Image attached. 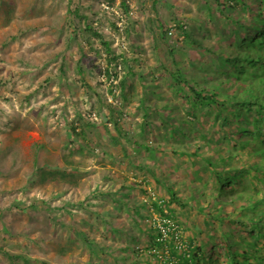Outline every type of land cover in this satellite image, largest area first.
<instances>
[{"label": "rangeland", "instance_id": "374dc122", "mask_svg": "<svg viewBox=\"0 0 264 264\" xmlns=\"http://www.w3.org/2000/svg\"><path fill=\"white\" fill-rule=\"evenodd\" d=\"M104 2L108 0H0V264H86L91 257L86 242L94 241L107 251L114 240L108 229L116 221L97 214L113 204L109 192L116 193L123 184L130 186L127 181L135 178L154 197L164 195L151 176L136 167L137 161H144L142 156L151 161L153 174L173 186L177 194L185 191L180 181L192 186L186 179L189 173L180 167L205 169L202 158L192 156V144L201 132L178 119L179 114H186L185 101L169 78L158 73L157 57H139L136 74H127V82L135 84L133 91H121V82L117 90L110 80L102 81L99 71L112 68L109 62L120 52L114 38L117 34L113 35L115 17L102 9ZM216 4L215 0L113 3L122 10L136 11L139 17V31L134 36L130 27L135 22L128 20L126 47L136 49L134 41H139L149 51L161 40L157 34L162 28L175 22L189 26L192 13L203 14L206 7ZM236 10L228 15H241ZM220 16L216 13L213 18ZM202 59L208 66L209 56L201 55ZM129 64L133 68L134 62ZM125 65L128 63H123V77ZM148 86L159 95L149 98ZM191 88L185 85L187 93ZM140 92L145 95L140 97ZM166 92L168 96L160 97ZM143 102L152 104H148L151 114L147 113V119ZM171 117L177 128L190 132L189 157L172 155L169 150L174 146V151H185L187 144L181 135L177 139L170 135ZM120 126L127 138L118 142ZM134 141L151 147L153 155L135 148ZM126 152L129 154L123 157ZM210 154L206 148L204 156ZM51 165L58 166L67 183L55 182L51 175L45 180L38 176L41 167L48 170ZM72 181L76 185H70ZM134 193L139 202L147 200L143 201L148 209L144 214H149L153 201L139 190ZM118 215L115 219L127 229L130 220L125 214ZM139 223L147 226L144 219ZM136 235L143 247L149 245L144 228ZM122 238L127 237L123 234ZM17 255L21 257L15 258ZM104 261L98 254L87 264Z\"/></svg>", "mask_w": 264, "mask_h": 264}, {"label": "clouds", "instance_id": "9594fccd", "mask_svg": "<svg viewBox=\"0 0 264 264\" xmlns=\"http://www.w3.org/2000/svg\"><path fill=\"white\" fill-rule=\"evenodd\" d=\"M101 5L102 9L106 11L107 14H111L115 17L113 19L115 23V31L113 35L117 34V36L114 38L117 42V46L119 45L118 48L120 51L119 54L115 56L116 60L112 61V63L115 62L117 65V70L113 71L112 69L109 76L106 74L107 68H102V73H100L101 70L99 71L102 81L104 82L105 80H110L109 84L113 83L116 86V89L117 85H119V82H121V91H124L123 88L128 89V91H133L135 89V84L127 82V74H131L132 76L136 74L134 67L140 64L142 60L139 57H146L148 54L153 55V57H157V60H159V66L157 69H160V72L158 73L162 77L169 78L174 87L178 89V92L182 94L185 101L184 109L186 114H179L178 119L181 120L182 123L189 124L190 126L191 124H198V126L202 127L205 131V137L201 138L200 136L198 141L192 144L195 147L192 156L195 158L201 157V162L205 166V169L203 172H201L199 169L191 171L186 167H180L181 170L187 171L189 173L187 174L186 179L190 180L192 183V186L187 187L183 181H180V184L185 187L183 194H177L174 187L169 186L165 180H161L157 177L159 181L158 184L156 183L155 178H152L154 183L157 186H160V188L163 190L164 195L158 199V197H154L152 194H149V192H147L148 190L146 189V196L148 194L147 198H150L153 201L150 203L151 212L146 215L144 214L148 211L147 206L145 205L142 208L143 211L140 212L142 214L141 219L139 220L137 218H133V221H135L137 224L139 221H143V219L145 220L147 226L143 228L149 233V245H145L143 247L139 242V239L133 238V235L130 233L124 234L127 238H122L126 224H122L120 220H117L116 222H111L112 226H110L108 230L112 235L113 231H118L120 238L114 239L111 244H108L107 251H105L104 248H102V245L99 244L98 246L94 247L95 249L88 246L87 248L91 254L89 260L98 255V252L100 251L103 252L104 255L108 254L113 257V264H131L132 262H136L139 258L133 255L128 249H124L126 246H130V248L137 250H143L144 248H150L149 246H152L153 242H155L153 248L159 250V260H162L164 264H217V262H220V264H233V256L229 247L233 248L234 250L235 248L237 250L239 249L240 252H244L246 249H248L250 246L245 245L238 247V243L242 238H250L249 232L251 228L246 230L244 227L235 223H227L224 226H220L217 222L216 215L218 209L222 206L220 204L210 205L208 203L210 199H213L217 196L218 183L212 172L213 169L208 165L207 161L208 159L217 161L216 159L219 155L223 156V158L227 156L226 151L228 149V145L224 137L235 136L230 132L234 130L235 124L212 125L209 122L206 125L205 120L208 119V116L213 117V115H216V113L208 110L201 103H198L195 109H188L186 107V101L189 102V100L186 99V94L191 93H187L185 91V85H189L197 89L204 88L205 90L207 83L214 81L215 77L209 73L214 61H211V57L209 55L210 62L208 66L204 63V58L200 60L201 55L205 56L208 53L207 50L200 49V44L207 47L214 46L215 52H223V48L234 47L236 42L245 35L242 25L240 24L248 23V18H245L247 15L230 16L228 13L223 15L218 13L224 18L220 16V19H217L216 17L213 18V16L208 15L205 10L203 11V14L201 12L199 14L192 13L191 17L193 18H191L192 22L189 26L185 25L184 23L175 22L174 24L168 26L167 29L162 28L159 31V34H157V38H161V40L157 45L154 42L153 50L149 51L148 49L142 47L144 43L139 41H134V43H136V49L126 47V45L128 46L126 41L127 31L129 29L127 28V25H129L128 23H130V21L135 22L133 23L134 25L130 27V29H132V36H134L139 31V25H137L139 22L136 21V19H139V17L136 16V11L134 12L125 10L124 8L123 11L121 7L118 6L117 8V6L109 2H104ZM240 18H243V20L240 21ZM129 19L131 20L128 22ZM95 24L98 25L97 23ZM188 36L191 37V39L188 38ZM140 44H142V46H139ZM201 52L203 54H201ZM131 61L134 62L133 68L131 64H129ZM124 62L128 63V65H125L126 73L123 77L122 71ZM142 69L145 70L144 68ZM195 69L197 70V76H194ZM137 70L139 72V69ZM201 72H203V76H201ZM149 74L150 77L153 75L152 73ZM227 80L229 83L224 84V87L227 88L229 94H233L232 98H235L237 96L235 81L232 83L233 79L231 77H229ZM218 85L219 84H216V86ZM148 88L149 98L151 96L154 97L159 95V92H157L156 89H151V86H148ZM140 93V97L145 95L143 92ZM163 94L168 96L166 92L160 93V97ZM159 99L160 98H157L156 101L158 102ZM142 101L145 100L143 99ZM109 102L113 103L112 101ZM167 103V101L164 102V104ZM143 104H146V107H144L146 111L144 116H146L147 119V113L151 114L149 107L150 105L152 106V104L148 103L150 104L148 105L145 102H143ZM154 105L155 104H153V106ZM155 109L156 108L154 107L153 110ZM242 111L243 110H241V112ZM209 112H212L213 114H210ZM152 115H154V117L156 116L155 113ZM183 115L186 117V119H184ZM201 115H204V117L202 118ZM165 119L169 121V117L166 116ZM171 120L172 131L170 132V135L173 134L174 130L177 131L179 129L184 134V136H191L190 132H187L185 129L177 128L176 123H174L176 120L172 119V117ZM202 125H205L206 127H203ZM224 133L225 135H223ZM116 141H121L120 134ZM203 142H205L204 145H202ZM189 144L191 145V143ZM188 146V144L185 145V151L184 149H180L181 152L186 153L182 156H190V153L186 151ZM206 148L211 150L210 156H204ZM141 150L146 151L149 155H153L154 152L151 151V147L145 145ZM169 150L172 151L171 147H169ZM173 151L172 155H181V152L175 151V153H173ZM197 151L198 153H196ZM247 151L248 150L246 149L240 152ZM123 157H125V154ZM247 160V155H241V157L234 159L238 165H242L243 163L247 162ZM196 163H199V161L195 162V164ZM250 163L251 162L248 164ZM131 180H133V182H131ZM137 182L138 181L135 178H132L130 181H127V183L130 184L132 188H130V186H125V184L122 185L123 189L128 188V190L132 192L133 195L131 196L135 197L136 200L139 198L134 192L139 190L141 193H143L142 188L137 185ZM256 188L257 189L255 193L259 194L261 192V185H257ZM224 193H227L225 189ZM117 194V192H112V198L115 199V197L118 196ZM233 195L234 193L230 195L231 197L223 196L220 198L221 201L225 200L229 202V205L225 209L227 213H230L236 206L241 204L240 201H236L235 203L232 201ZM126 196L128 195H123L120 197L118 196V200H114V202H116L118 205H121L122 203L119 202V200H123L122 202L125 204V206H128L129 201L124 200L126 199ZM137 201L138 205L143 203V201L147 203V200L144 198L141 202H139V200ZM155 204L160 205L162 208L161 214L160 210L156 208ZM101 212H99L97 215L102 216L105 219L117 218L118 215L115 212L114 215L104 216ZM162 214L164 216H162ZM129 224H132V221H130ZM238 231L241 232L237 234ZM137 232L138 231L135 233L137 234ZM119 239H121L120 248L117 243V240ZM87 243L88 245L92 244L91 242ZM155 245H159L160 249H158ZM152 252L155 251L152 250Z\"/></svg>", "mask_w": 264, "mask_h": 264}, {"label": "trees", "instance_id": "16d2710c", "mask_svg": "<svg viewBox=\"0 0 264 264\" xmlns=\"http://www.w3.org/2000/svg\"><path fill=\"white\" fill-rule=\"evenodd\" d=\"M201 1L203 3L206 0ZM215 1L217 3L216 7H206L205 11L208 15L214 16L216 13L223 15L237 9L236 11H240L241 15L246 16V13H249L252 14V17L248 18V23L240 24L245 35L236 42L234 47L223 48V52H215L214 46L207 47L200 44V49H205L208 52L206 57L209 55L211 61H214L209 73L215 77V82L211 81L207 83L206 80L207 86L205 90L204 88L197 89L190 86L192 87L191 94H186V99L189 100V102L186 101V107L188 109H195L198 103H201L208 110L216 113L213 117L208 116V119L205 120L206 125L209 122L212 125L235 124L234 130L230 131L235 136L224 137L228 145L227 156L223 158V156L219 155L216 159L217 161L213 159H208L207 161L208 165L212 167V172L218 183L217 196L210 199L208 203L210 205L220 204L222 206L218 209L216 215V220L220 226H224L227 223H235L246 230L251 228L249 232L250 238H242L238 243V247L250 246L248 249L240 252L239 249L235 248L234 250L229 247L233 256V264H264V0ZM108 2L113 4L114 0H108ZM239 20L242 21L243 18ZM89 30H91L90 27ZM93 34L96 36L95 33ZM96 37L102 38L101 35H97ZM188 38L191 39L189 36ZM102 43L107 47L109 45L106 40H103ZM115 60L116 58L112 59V61ZM110 65H112V68L107 67L106 69L108 76L112 69L115 70L117 68L115 62ZM100 73H102V70ZM229 77L233 79L232 83L235 81L236 84L237 96L235 98H232L233 94H229L227 88L224 87V84L229 83L227 80ZM216 84L219 85L216 86ZM241 110L243 111L241 112ZM209 113L213 114L212 112ZM191 126L192 130L201 132V138L205 137V131L202 127L198 126V124H191ZM121 129L120 126L118 131L122 140L123 138H127V135ZM73 130L74 132L76 131L75 129ZM180 135L186 138L187 144L191 142V137H185L181 130L173 131V139H177ZM134 142L135 148L141 150L144 147L138 141ZM170 147L173 151L174 146ZM156 149L154 148V150ZM246 149L248 150L247 152H240ZM127 153L125 157H127ZM185 154V152H181V155ZM241 155H247L248 160L242 165H238L234 159L241 157ZM142 157L144 161H137L138 170H142L150 175L151 178H155L156 183L159 184L157 177L153 174L151 161L146 162V157ZM158 158L161 157L159 156ZM128 162L131 163L129 160ZM249 162L251 163L248 164ZM40 169L41 171L38 172V176H41L42 179L45 180L48 175H51L55 182L61 179L63 180V184L67 183L65 174L58 169L57 165H51L48 170L45 167H41ZM70 185L74 186L76 184L72 181ZM257 185H261V192L259 194L255 193ZM224 189L227 193H224ZM142 192L146 196V188H142ZM117 193L119 197L133 195L130 190L124 191L123 188L117 191ZM232 193H234L232 201L234 203L240 201L241 204L236 206L230 213H227L225 209L229 205V202L225 200L221 201L220 198L223 196L231 197ZM108 195H112V192H109ZM121 201L119 200V202ZM144 206L145 203L137 206V217H142L140 212L143 211L142 208ZM156 208L160 210L161 214L162 208L160 205H156ZM162 216L164 215L162 214ZM131 219L130 221H133V217ZM138 225H141L138 231H142L144 226L140 223ZM135 232L134 229H130L124 231L123 234L130 233L134 235L133 238H136ZM239 232L241 231H238L237 234ZM154 244L155 242H153L152 246H149L150 248H144L143 250L126 246V249L139 258L131 264H164L162 260H159L160 252L153 248ZM88 246L91 248L98 246V244L94 242ZM156 247L160 249L159 245ZM152 250L156 253L152 252ZM20 257L19 255L15 256V258Z\"/></svg>", "mask_w": 264, "mask_h": 264}, {"label": "crops", "instance_id": "0c3cea01", "mask_svg": "<svg viewBox=\"0 0 264 264\" xmlns=\"http://www.w3.org/2000/svg\"><path fill=\"white\" fill-rule=\"evenodd\" d=\"M138 52V51H137ZM109 196L111 199L110 201L113 203L107 210H105L103 212V215L104 216H111V215H114V213L116 212L117 214H125V216H127L128 218L131 219V217L133 218H137V219H141L140 217H137L136 215V210H137V205H138V201L136 200L135 197H130V199H124L125 201H129V205L128 206H125V204L122 202L121 205H118L116 202H114V200H118V196L114 198H112V195H107ZM139 208V207H138ZM123 210V211H122ZM122 211V212H121ZM119 216V215H118ZM113 221H117V219H113ZM138 224L135 222V221H132V224H127V229H126V226L124 227V230L127 231V230H130V229H134V231H138ZM112 231V230H111ZM113 239H118L120 238L119 235H112ZM103 258H105L106 261H104L105 264H113V257H111L110 255H104L103 252H98ZM90 259V258H89ZM89 259L86 261V264L88 263Z\"/></svg>", "mask_w": 264, "mask_h": 264}]
</instances>
